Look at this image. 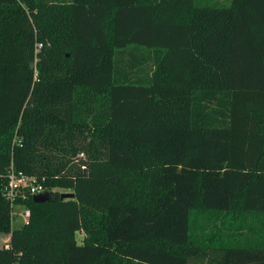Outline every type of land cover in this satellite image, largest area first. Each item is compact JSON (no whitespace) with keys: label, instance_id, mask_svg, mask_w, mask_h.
Returning a JSON list of instances; mask_svg holds the SVG:
<instances>
[{"label":"trees","instance_id":"16d2710c","mask_svg":"<svg viewBox=\"0 0 264 264\" xmlns=\"http://www.w3.org/2000/svg\"><path fill=\"white\" fill-rule=\"evenodd\" d=\"M12 164L53 196L17 230ZM0 233V264H264V0H0Z\"/></svg>","mask_w":264,"mask_h":264},{"label":"rangeland","instance_id":"374dc122","mask_svg":"<svg viewBox=\"0 0 264 264\" xmlns=\"http://www.w3.org/2000/svg\"><path fill=\"white\" fill-rule=\"evenodd\" d=\"M202 1V2H201ZM196 0L198 6H203L204 1L207 0ZM211 3L213 2L216 3L217 1L214 2V0H209ZM201 2L202 5L199 3ZM231 3V0H228L225 3H219V5H223V6H216V7H229ZM207 4V3H206ZM215 5V4H214ZM149 54L147 49L143 50V53ZM132 54H137V56L139 57V55L141 54L139 50H131V49H127L123 52H120L117 55V59H118V63L120 66V70L123 72H128L130 70L129 68V64L130 63V59ZM145 62L143 65H141V67L139 68V70H135L133 75V80L134 81H138L140 78L143 81H146L147 79V74L148 73H152V71H154V64L153 61L150 60L148 61L147 56L144 58ZM144 59H140L144 61ZM139 61V62H140ZM148 61V63H146ZM138 60H136L134 63L137 64ZM138 62V63H139ZM134 65V64H133ZM142 77H144V79H142ZM142 83V82H141ZM143 173L142 172H135L134 176L132 177L133 180V188L135 189V191H140L141 187H143V183H140V180L143 178ZM59 192L61 194L63 193H74L72 190L69 189H60V188H55L53 190V192ZM136 197L138 196V194H135ZM53 197V196H52ZM23 207L22 206H16L14 208V214H13V221H12V228L14 230L20 229L23 227V225H25V220L24 218H22V212H23ZM225 220V217L223 215H220L219 213H212V212H206L203 210L198 209L196 212L193 213L192 215V231H193V236H195L196 238H198L199 240L203 241L205 238L208 237V231L211 230L210 233H212V231H214L215 227L220 224V222L222 220ZM248 222H252L253 218H247ZM235 226H237L239 229L238 235L239 236H243L245 234H249L250 231L248 230L249 228H253L252 226L248 225V224H239L238 222L235 224ZM242 227V228H241ZM84 234L83 233H78L77 234V241L79 244L82 243L83 239H84ZM10 243V235L9 234H4V233H0V248L6 247L8 246Z\"/></svg>","mask_w":264,"mask_h":264},{"label":"built area","instance_id":"2783aa9c","mask_svg":"<svg viewBox=\"0 0 264 264\" xmlns=\"http://www.w3.org/2000/svg\"><path fill=\"white\" fill-rule=\"evenodd\" d=\"M5 176L8 179V184L3 195L13 208V214L16 206L24 208L22 218L27 224L31 218V211L24 202L30 197L34 198L36 195L50 192L45 185L46 179L40 180L35 176H29L22 171H18L13 164L9 167Z\"/></svg>","mask_w":264,"mask_h":264},{"label":"water","instance_id":"95a60500","mask_svg":"<svg viewBox=\"0 0 264 264\" xmlns=\"http://www.w3.org/2000/svg\"><path fill=\"white\" fill-rule=\"evenodd\" d=\"M74 196H75L74 193H63V194H61L62 199H70V198H73ZM51 199H52V196H51L50 192L40 194V195H36L33 198L35 203H46V202L51 201Z\"/></svg>","mask_w":264,"mask_h":264},{"label":"crops","instance_id":"0c3cea01","mask_svg":"<svg viewBox=\"0 0 264 264\" xmlns=\"http://www.w3.org/2000/svg\"><path fill=\"white\" fill-rule=\"evenodd\" d=\"M201 1V0H200ZM215 1H217L216 3H214L213 4V2L211 3L209 0H207V1H204V4L205 5H203V6H218L219 5V3H225V2H227L228 0H214V2ZM202 2V1H201ZM201 2H199L201 5H202V3ZM231 2H232V0H231ZM207 3V4H206ZM230 5H231V3H230ZM219 6H223V5H219Z\"/></svg>","mask_w":264,"mask_h":264}]
</instances>
